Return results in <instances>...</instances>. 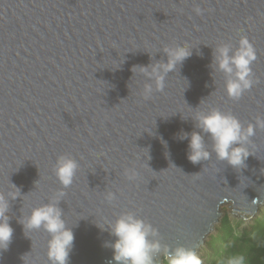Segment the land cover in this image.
<instances>
[{"label":"water","instance_id":"obj_1","mask_svg":"<svg viewBox=\"0 0 264 264\" xmlns=\"http://www.w3.org/2000/svg\"><path fill=\"white\" fill-rule=\"evenodd\" d=\"M241 37L256 51L254 83L232 99L213 52ZM176 45L192 55L156 91L136 66L166 61L163 49ZM214 108L245 127L264 118V0H0V193L15 184L24 194L10 200L14 232L0 264H49V234L24 233L20 221L60 190L75 234L69 264H116L103 244L123 212L157 230L155 264L164 246L197 253L228 202L233 216L252 218L264 199V129L243 168L217 159L207 136L211 157L193 164L178 138L199 131L195 112ZM61 155L79 164L66 189L54 173Z\"/></svg>","mask_w":264,"mask_h":264},{"label":"clouds","instance_id":"obj_2","mask_svg":"<svg viewBox=\"0 0 264 264\" xmlns=\"http://www.w3.org/2000/svg\"><path fill=\"white\" fill-rule=\"evenodd\" d=\"M194 10L198 15L202 12L199 7ZM191 49L184 45L165 47L163 52L167 56L166 61L159 60L136 67L149 81L155 83L156 91H162L169 73L176 72L178 66L192 55ZM213 58L215 68L226 78L225 90L230 98L239 99L252 87L254 81L251 66L257 57L254 46L246 37L240 38L235 50L228 44L218 46L213 52ZM152 92V84H146L144 98L148 99ZM192 118L195 121V128L199 131L194 130L190 134L183 132L178 138L188 140L187 158L193 164L210 159L211 152L205 140L207 136L211 138V151L215 153L217 159L226 161L233 168H243L251 154L247 145L255 136L257 128L264 129V118L258 117L255 124L249 123L245 127L235 115L215 108L197 111ZM161 139L163 141L162 137ZM163 143L166 146V142ZM78 167V161L71 156L57 157L54 173L62 189L72 185ZM12 185L13 191L6 195L0 193V254L9 249L13 238L14 229L10 225L8 215L10 200L24 196L18 186ZM65 195V191H57L49 202L32 207L26 219L20 221L24 233L26 230L31 232L43 229L49 234L46 246L49 264H69L70 253L75 246L74 231L68 226L63 210L59 206ZM106 199L109 202L113 201L115 194L109 192ZM106 226L114 240L105 241L103 246L112 249V259L116 264H155V255L161 251L162 245L156 238L157 230L150 223L129 211L121 213ZM164 251L168 264H202L201 258L192 248L181 245L170 249L164 246ZM242 260L243 258H240L233 264H242Z\"/></svg>","mask_w":264,"mask_h":264},{"label":"trees","instance_id":"obj_3","mask_svg":"<svg viewBox=\"0 0 264 264\" xmlns=\"http://www.w3.org/2000/svg\"><path fill=\"white\" fill-rule=\"evenodd\" d=\"M240 230L225 217L208 243L211 252L206 255V263L233 264L243 258L242 264H264V209Z\"/></svg>","mask_w":264,"mask_h":264},{"label":"rangeland","instance_id":"obj_4","mask_svg":"<svg viewBox=\"0 0 264 264\" xmlns=\"http://www.w3.org/2000/svg\"><path fill=\"white\" fill-rule=\"evenodd\" d=\"M263 209H264V203L260 207L257 208V210H256L257 212L253 215L252 218L247 219V220H242L241 216H236L235 217V216H233L231 214V207H230V205H225V206L221 207V216H220V218L218 220V223L214 226L213 231L210 232L206 236L207 239L205 240L204 244H202V246L199 248V251L197 253L199 255V257L201 258V260H202V264H207L206 263V255H207V253H210L211 252L210 247L208 246V243L212 239V237L218 233L220 224H221L222 220L225 217L229 218L233 222V226L234 227L235 226L238 227V229L240 230V229H242L244 227H247L248 224L255 217H257L258 215L261 214V212L263 211ZM160 258H161V263L160 264H163L165 261H168L166 259L165 254H162Z\"/></svg>","mask_w":264,"mask_h":264},{"label":"bare ground","instance_id":"obj_5","mask_svg":"<svg viewBox=\"0 0 264 264\" xmlns=\"http://www.w3.org/2000/svg\"><path fill=\"white\" fill-rule=\"evenodd\" d=\"M263 203H264V199L262 200V203H261V202L257 203V204H256V209H255V211H256L257 208L260 207ZM227 205H230L231 210H232L233 206H231V205H233V203H232V202H228ZM220 208H221V207H220ZM220 216H221V209H220V211H219V216H218L217 220L213 223L212 228L208 231V233L206 234V236H207L210 232L213 231L214 226L218 223V220H219ZM205 239H206V237H205ZM201 246H202V244L199 245V247H198V249H197V253H198L199 248H200ZM161 255H162V253L159 255V258L161 257Z\"/></svg>","mask_w":264,"mask_h":264}]
</instances>
